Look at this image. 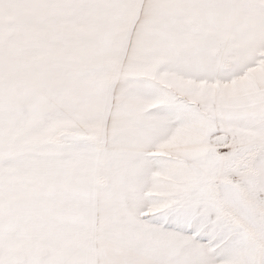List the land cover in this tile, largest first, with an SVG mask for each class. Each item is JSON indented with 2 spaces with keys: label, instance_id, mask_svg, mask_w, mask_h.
<instances>
[{
  "label": "snow or ice",
  "instance_id": "1",
  "mask_svg": "<svg viewBox=\"0 0 264 264\" xmlns=\"http://www.w3.org/2000/svg\"><path fill=\"white\" fill-rule=\"evenodd\" d=\"M0 264H264V0H0Z\"/></svg>",
  "mask_w": 264,
  "mask_h": 264
}]
</instances>
